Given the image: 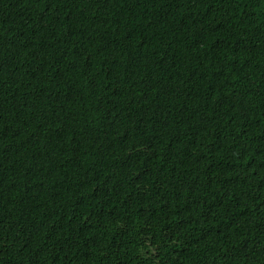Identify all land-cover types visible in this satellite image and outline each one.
Masks as SVG:
<instances>
[{
  "label": "trees",
  "instance_id": "obj_1",
  "mask_svg": "<svg viewBox=\"0 0 264 264\" xmlns=\"http://www.w3.org/2000/svg\"><path fill=\"white\" fill-rule=\"evenodd\" d=\"M0 264H264V0H0Z\"/></svg>",
  "mask_w": 264,
  "mask_h": 264
}]
</instances>
